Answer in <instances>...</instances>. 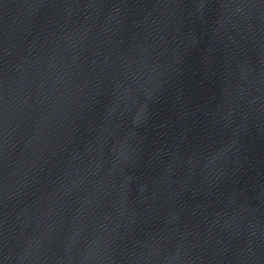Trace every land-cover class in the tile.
<instances>
[{
	"label": "water",
	"instance_id": "95a60500",
	"mask_svg": "<svg viewBox=\"0 0 264 264\" xmlns=\"http://www.w3.org/2000/svg\"><path fill=\"white\" fill-rule=\"evenodd\" d=\"M0 264H264V0H0Z\"/></svg>",
	"mask_w": 264,
	"mask_h": 264
}]
</instances>
